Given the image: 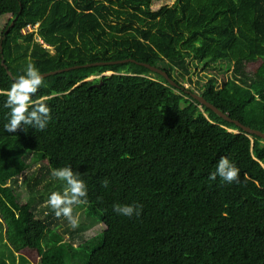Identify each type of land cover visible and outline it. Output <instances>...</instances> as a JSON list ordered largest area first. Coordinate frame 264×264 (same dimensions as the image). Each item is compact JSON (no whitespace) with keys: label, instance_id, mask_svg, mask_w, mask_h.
<instances>
[{"label":"trees","instance_id":"obj_1","mask_svg":"<svg viewBox=\"0 0 264 264\" xmlns=\"http://www.w3.org/2000/svg\"><path fill=\"white\" fill-rule=\"evenodd\" d=\"M152 1L0 0V60L12 75L0 63V264H34L21 249L35 264H264V139L135 61L81 65L133 58L179 85L185 75L188 90L264 132V0ZM192 61L231 67L199 81ZM29 62L80 66L43 76L33 99L48 98L45 130L9 133L4 93ZM221 156L238 182L209 180ZM38 161L22 196L18 178ZM66 165L87 186L88 203L74 207L82 229L100 231L63 238L47 199L66 186L51 170ZM115 203L143 207L127 217Z\"/></svg>","mask_w":264,"mask_h":264},{"label":"clouds","instance_id":"obj_2","mask_svg":"<svg viewBox=\"0 0 264 264\" xmlns=\"http://www.w3.org/2000/svg\"><path fill=\"white\" fill-rule=\"evenodd\" d=\"M44 83L43 75L34 63L29 62L18 75L10 88L4 95L6 100L4 107L9 109L8 122L4 129L9 133H15L21 125L30 126L36 130L46 129L50 119V108L46 103L47 97L34 100L33 97ZM25 131L27 129H24ZM51 176L66 185L64 190L53 191L47 199V206L51 208L57 218L64 217L68 225L75 230L80 223V215L74 212V207L88 203V191L85 181L79 172L73 171L70 165L51 170ZM219 178L231 184L239 181V169L226 156L218 160L216 170L209 174V180L215 181ZM102 186L107 187V179L103 180ZM142 205L135 204H113V211L127 217L139 216Z\"/></svg>","mask_w":264,"mask_h":264},{"label":"rangeland","instance_id":"obj_3","mask_svg":"<svg viewBox=\"0 0 264 264\" xmlns=\"http://www.w3.org/2000/svg\"><path fill=\"white\" fill-rule=\"evenodd\" d=\"M173 0H153L152 1V5L154 7L158 6V5H169ZM6 14H3V16H5ZM1 17V16H0ZM190 67V76L191 79H197L199 81H203L206 78V75H212L216 78V81L219 82L220 81V75L224 74V75H228L229 71H230V65L226 64L225 62H213L210 65L203 67L201 66V62H194L192 61L189 64ZM109 71V70H106ZM105 72V71H103ZM95 74H91L89 76L86 77V79H89L91 77H93ZM178 82L182 85H184L185 87L188 86V81L185 79V75L181 78H177ZM192 87H194V91L197 92V88L195 84H190ZM45 164L44 161H38L35 164L29 166L28 168H26L22 173L21 176L18 178L19 183H17L18 185L16 186V189L20 192V194H22V196H24L26 194V191L24 190V176L26 178V175L29 174L30 170H34L36 171L38 165H43ZM84 208V207H83ZM77 213L81 212V210L75 211ZM64 220V217H59L57 218V221H59L61 223L60 225V229H63L64 227L66 228V231L63 233V238H67L68 236V231H72L74 232L75 230L77 231H81L85 236L90 235L96 231H100V229L102 228V224L100 223H95L91 226H85L82 229V226L88 221L87 218H85L84 216L81 215L80 217V223L79 226L73 230L67 223V221L65 223H63L62 221ZM21 252L32 262V263H36V253L34 250L31 249H21Z\"/></svg>","mask_w":264,"mask_h":264},{"label":"water","instance_id":"obj_4","mask_svg":"<svg viewBox=\"0 0 264 264\" xmlns=\"http://www.w3.org/2000/svg\"><path fill=\"white\" fill-rule=\"evenodd\" d=\"M7 29V28H6ZM5 29V30H6ZM125 60H131V61H135L139 64H142L144 66H146L148 69H150L151 71L157 72L160 75H162L167 81L168 83H170L171 85H174L176 87H179L180 89H182L184 92L189 93V95L191 97H193L194 99H196L198 101L199 104H202L206 107H208L209 109H211L215 114H217L218 116H220L221 118L230 121L232 123H234L236 126H238L239 128H241L243 131H245L246 133H253L255 135H258L260 138L264 139V132L261 130H258L256 128H252L249 127L247 125L242 124L240 121H238L235 118H231L228 114H226L225 112L221 111L218 107H216L214 104H212L211 102L207 101L201 94L195 92V91H190L188 90L184 85H179L175 80H173L167 73L165 70H163L162 68L155 66L153 64H149L147 62H143V61H138V60H134L133 58H121V59H115V60H107V61H94V62H88V63H83L81 65H89V64H101V63H108V62H120V61H125ZM1 65L5 68L6 73L12 77L10 71L6 68L5 64L3 63V60H0ZM80 66L78 64L72 65V66H66V67H62V68H57V69H53V70H48L45 72H41V74L43 76L50 74V73H55L64 69H68L71 67H77ZM105 74L110 73V71H105L102 72Z\"/></svg>","mask_w":264,"mask_h":264},{"label":"built area","instance_id":"obj_5","mask_svg":"<svg viewBox=\"0 0 264 264\" xmlns=\"http://www.w3.org/2000/svg\"><path fill=\"white\" fill-rule=\"evenodd\" d=\"M36 25H37V22H34V23H32V24L27 23V24L24 26V28H22L21 30H22L23 32H24V31H29V30L35 29ZM39 41H41V40L39 39ZM42 44L44 45V43H42Z\"/></svg>","mask_w":264,"mask_h":264}]
</instances>
